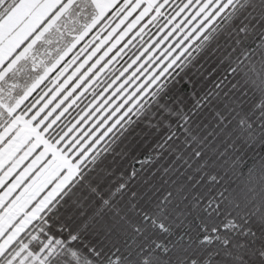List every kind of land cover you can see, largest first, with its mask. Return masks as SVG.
Segmentation results:
<instances>
[{
	"label": "snow or ice",
	"instance_id": "obj_1",
	"mask_svg": "<svg viewBox=\"0 0 264 264\" xmlns=\"http://www.w3.org/2000/svg\"><path fill=\"white\" fill-rule=\"evenodd\" d=\"M0 264H264V0H0Z\"/></svg>",
	"mask_w": 264,
	"mask_h": 264
},
{
	"label": "trees",
	"instance_id": "obj_2",
	"mask_svg": "<svg viewBox=\"0 0 264 264\" xmlns=\"http://www.w3.org/2000/svg\"><path fill=\"white\" fill-rule=\"evenodd\" d=\"M127 162H125V164H126ZM124 167V165H121L120 166V168H123ZM120 168H118L117 170L119 171L120 170Z\"/></svg>",
	"mask_w": 264,
	"mask_h": 264
}]
</instances>
